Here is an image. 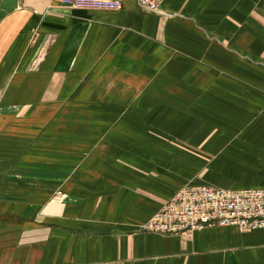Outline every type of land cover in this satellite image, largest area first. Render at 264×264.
<instances>
[{
	"label": "crops",
	"instance_id": "crops-1",
	"mask_svg": "<svg viewBox=\"0 0 264 264\" xmlns=\"http://www.w3.org/2000/svg\"><path fill=\"white\" fill-rule=\"evenodd\" d=\"M158 1L0 8V264H264V228L142 230L264 188V0Z\"/></svg>",
	"mask_w": 264,
	"mask_h": 264
},
{
	"label": "built area",
	"instance_id": "built-area-1",
	"mask_svg": "<svg viewBox=\"0 0 264 264\" xmlns=\"http://www.w3.org/2000/svg\"><path fill=\"white\" fill-rule=\"evenodd\" d=\"M76 9L118 10L122 0H58ZM139 9L165 15L158 0H135ZM235 226L240 231L264 228V188L226 189L185 186L178 190L142 230L162 235L191 236L198 229Z\"/></svg>",
	"mask_w": 264,
	"mask_h": 264
},
{
	"label": "water",
	"instance_id": "water-1",
	"mask_svg": "<svg viewBox=\"0 0 264 264\" xmlns=\"http://www.w3.org/2000/svg\"><path fill=\"white\" fill-rule=\"evenodd\" d=\"M17 7V0H2L0 8L6 11H12Z\"/></svg>",
	"mask_w": 264,
	"mask_h": 264
}]
</instances>
